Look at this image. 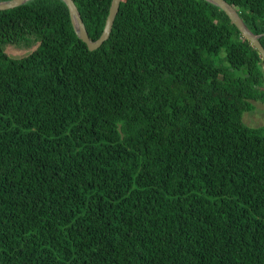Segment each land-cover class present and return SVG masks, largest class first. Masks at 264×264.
Instances as JSON below:
<instances>
[{"label":"trees","instance_id":"1","mask_svg":"<svg viewBox=\"0 0 264 264\" xmlns=\"http://www.w3.org/2000/svg\"><path fill=\"white\" fill-rule=\"evenodd\" d=\"M74 1L97 40L112 0ZM227 1L264 46V0ZM254 101L264 58L207 0H121L94 50L64 0L0 10V264H264Z\"/></svg>","mask_w":264,"mask_h":264},{"label":"water","instance_id":"2","mask_svg":"<svg viewBox=\"0 0 264 264\" xmlns=\"http://www.w3.org/2000/svg\"><path fill=\"white\" fill-rule=\"evenodd\" d=\"M27 1L29 0L0 1V10L15 8L17 6L26 3ZM64 1L69 8L72 24L78 37L81 38L84 42H86L91 50L99 48L111 35L116 16L120 9L121 0H112L103 33L97 40L91 39L88 30L86 28L85 22L82 18V15L75 1L74 0H64ZM207 1L223 9L228 14V16L233 21V23L241 31L243 36L247 38L260 51L262 57L264 58V46L260 41V38L262 37L263 34H255L247 26V24L241 17L238 10L227 0H207Z\"/></svg>","mask_w":264,"mask_h":264},{"label":"rangeland","instance_id":"3","mask_svg":"<svg viewBox=\"0 0 264 264\" xmlns=\"http://www.w3.org/2000/svg\"><path fill=\"white\" fill-rule=\"evenodd\" d=\"M35 48L26 45H8L7 51L13 56L21 57L31 52ZM255 107L252 111H246L243 114V121L252 126L264 125V103L262 101H254Z\"/></svg>","mask_w":264,"mask_h":264}]
</instances>
